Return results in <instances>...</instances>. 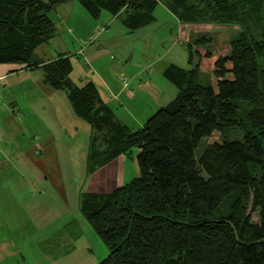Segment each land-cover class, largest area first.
Segmentation results:
<instances>
[{
	"label": "trees",
	"instance_id": "obj_1",
	"mask_svg": "<svg viewBox=\"0 0 264 264\" xmlns=\"http://www.w3.org/2000/svg\"><path fill=\"white\" fill-rule=\"evenodd\" d=\"M72 1L95 19L123 14L129 33L154 22L160 2L184 25L240 32L214 60L212 36L191 38L190 67L162 70L176 95L134 128L96 83L71 79L74 54L43 60L36 52L58 33L56 8ZM2 63L40 69L90 126L88 176L137 149L130 181L79 194L81 214L109 250L97 264H264V0H0ZM209 66L215 85L203 72ZM215 131L220 140L198 153Z\"/></svg>",
	"mask_w": 264,
	"mask_h": 264
},
{
	"label": "rangeland",
	"instance_id": "obj_2",
	"mask_svg": "<svg viewBox=\"0 0 264 264\" xmlns=\"http://www.w3.org/2000/svg\"><path fill=\"white\" fill-rule=\"evenodd\" d=\"M66 4L74 5L69 10L63 9L65 5L57 9L55 17L59 25L58 33L43 45L46 49L41 50H48L53 55L58 51L70 52L74 54L72 58L76 61L81 57L77 50L85 45L83 41L90 44L88 50L101 47L105 34H100L95 40L93 35L103 30L102 24L108 20L106 18L109 14L103 11L95 19L77 1ZM153 14L154 22L132 33L121 22L123 14L114 19L110 16L109 52L88 66L81 63L82 65L78 64L74 68V74L82 77L83 68L90 67L110 83L112 91L122 88L124 93L110 104L116 108V113L120 114L123 121L134 128L141 127L157 108L164 105L157 103L154 96L142 89L144 78L149 80L151 76L155 80H163L162 70L171 62L189 68L186 43L191 38L200 34L212 36L210 48L214 59L228 52L229 38L240 32V27L236 24L193 23L180 27L177 17L161 2ZM95 23L100 24V27L96 28L97 31H90ZM72 29L75 31L72 32ZM37 54L46 59L47 52L39 51ZM211 70V66L203 68L207 79L215 85L216 79L211 77ZM32 82V78L0 82L1 102L11 107L8 110L18 111L16 116L21 119L22 124L32 123L31 127L16 137L14 135L18 131L12 132L7 124L9 114L4 107H0V161L3 160V164L5 160L11 161V165L4 164L0 171V264H97L109 250L81 214L79 194L81 191L108 192L130 181L138 174L135 158L137 149L133 148L128 155H121L120 159L117 158L103 168L101 173L91 174L90 177L85 172L83 147L71 156L45 157L47 172L36 171L29 166L26 158L16 156L18 144H27L28 147L34 133L44 132L41 130L43 125L32 114L39 117L30 104L31 100L38 99L39 94L37 90L31 92ZM126 85L127 89H123ZM172 86L177 93V88ZM128 90L135 94L132 97L134 101H128ZM143 93L149 96V101L157 103L156 109L144 104L145 98L139 97ZM130 111L138 123L133 122L130 118L132 116H126ZM4 119L6 122L3 125ZM219 140L220 133L213 132L198 147V153L204 147L203 143L210 144ZM262 147L264 150V141ZM45 175L48 178L44 179ZM104 178L106 182L103 181ZM53 181L64 187L65 194L60 191L61 188L58 190L52 184ZM43 182H48L47 186ZM252 218L257 219L254 213Z\"/></svg>",
	"mask_w": 264,
	"mask_h": 264
},
{
	"label": "crops",
	"instance_id": "obj_3",
	"mask_svg": "<svg viewBox=\"0 0 264 264\" xmlns=\"http://www.w3.org/2000/svg\"><path fill=\"white\" fill-rule=\"evenodd\" d=\"M63 5H65L63 9L67 8L69 10L70 7L71 9L73 8L74 4L73 5L63 4ZM63 5L58 6L55 11H57V9ZM114 17H117V16H113L112 19H114ZM106 20L107 21H104V23L102 24L104 25L103 30L101 29L102 31L98 32L99 34L97 33V35H93L94 40H95V38L97 39V37L100 34H105V38H103L105 40L103 44L101 43L102 44L101 47L96 50L95 49L88 50V48L90 47V44L87 43L86 41H83L85 45L84 46L81 45L79 49L77 50L78 52L81 53L80 59H82L83 62L79 58H77L76 61H74L73 58H71L72 64H73L71 79L75 83H79V84H83L87 81H93L94 83H96L100 89L102 98L110 106L111 105L110 102H112L113 100H116L117 98L120 97L122 93H124V91H122V88H120L118 91L115 88V90L112 91L113 88L110 87V83L108 81L106 82V80H104L99 73H97L95 70H92L90 67H87V68L85 67L86 69L83 68L82 77L74 74V68L76 69L78 64L83 63L84 66H88L109 52L108 51L109 47L107 46L110 45V31H109L110 14H109V17L106 18ZM180 25H181L180 27H184L182 26L184 24L180 23ZM99 27H100V24L95 23L90 28V31H94V30L97 31L96 28H99ZM71 31L74 32L75 30L72 29ZM43 47L45 46L40 45L36 49V52L37 53L39 51L47 52L46 59L43 58V60L52 59L53 54L48 52V50L47 51L41 50V49H46ZM138 75L139 74H137V76ZM25 78L33 79V82H32L33 90H31V92H33L34 90H37L39 92L37 96L38 99L31 100L30 104L32 108L35 109V112H37L38 114L37 116H39L38 118L35 117L34 113L32 114L34 118H36L43 125L41 130H43L44 132L38 133V134L34 133V135L31 136L32 137V139L30 140L31 143L28 147H27V144H24L25 146L18 144L17 152L19 154L16 153V156H23L24 158L27 159L30 167L32 166L33 168H35L36 171H39L42 173L47 172L45 157L50 156V155H52L53 157L56 156L60 158L65 157V156H71L72 153L76 154L79 151V149L83 147L84 148L83 156H85V159H86V155H87L86 146H88V140H89V134H90L91 128L85 121L78 118L74 114L70 104L68 103L66 99L65 94L61 91L55 90L52 87L46 85L43 82L42 71L40 69H24L20 64H14V63L0 64V82L1 81L13 82V81H18V80H23ZM162 79L163 80L161 79L155 80L151 78V76H149V80H147V78H144L142 80L144 83L141 84V86L143 87L142 89H144L147 94H149L150 96H154L153 98L157 100V103L166 104L169 100H171L176 95V91H174L172 84L163 75H162ZM127 86L128 85H126L125 88L123 89H127ZM29 88H31V86ZM134 95L135 94L133 93V91L131 90L126 91V96H128L129 102L134 101L132 98ZM139 97L145 98L144 104L146 106L148 107L151 106L152 108L156 109L157 103H152L151 100L149 101V96H147L145 93H143L142 95H139ZM0 98H1V95H0ZM139 102L141 103V101ZM0 107H4V110L9 114V118L7 117L6 119H7V124L10 130L12 129V132H14L15 130L18 131L14 136L19 137L23 131H25L27 128L32 126V123H29L26 125L22 124L21 119H19L16 116L18 111L8 110V109H11V107L6 106V103L1 102V99H0ZM117 110L119 109L117 108ZM126 116H132L130 118L133 119V122L138 123L132 111L126 113ZM119 117L122 119L121 116ZM4 122H6L5 119L3 120V125H4ZM20 132L21 134L19 135ZM0 136L2 137L1 132H0ZM0 144H1V139H0ZM0 152H2V149H0ZM120 157L121 155L118 156L117 158L120 159ZM117 158L114 159L112 162L106 164L102 168L98 169L93 174L101 173L103 168L113 163L115 160H117ZM4 164L6 166H9L11 165V161L5 160ZM4 164H3V160L0 161V171L4 168ZM57 167L58 166H56V169ZM90 176L91 175H89V177ZM108 176L110 179V175ZM43 178L46 179L48 178V176L45 175ZM103 181L106 182V179L104 178ZM43 183H46V186L48 184V182H43ZM108 183H110V181ZM52 184H54L55 187L58 188V190L61 188L60 191L65 194L64 187H61V184L55 181H53Z\"/></svg>",
	"mask_w": 264,
	"mask_h": 264
}]
</instances>
